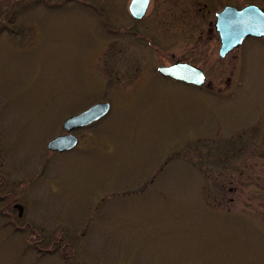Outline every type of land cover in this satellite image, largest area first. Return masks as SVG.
<instances>
[{
  "label": "rangeland",
  "instance_id": "rangeland-1",
  "mask_svg": "<svg viewBox=\"0 0 264 264\" xmlns=\"http://www.w3.org/2000/svg\"><path fill=\"white\" fill-rule=\"evenodd\" d=\"M79 1L41 0L23 12L25 38L0 37V125L24 169V218L36 231L0 224V264H67V250L70 264H264V40L232 52L230 85L216 94L139 68L142 86L106 96L112 111L88 146L51 152L66 117L105 97L95 71L124 82L119 46L97 50L110 35L97 17L108 13ZM126 5L118 9L129 23ZM128 29L119 34L131 52L146 57L149 39L154 63L174 53L160 27L137 37ZM178 46L174 58L186 51ZM209 55L197 62L211 79Z\"/></svg>",
  "mask_w": 264,
  "mask_h": 264
},
{
  "label": "flooded vegetation",
  "instance_id": "flooded-vegetation-1",
  "mask_svg": "<svg viewBox=\"0 0 264 264\" xmlns=\"http://www.w3.org/2000/svg\"><path fill=\"white\" fill-rule=\"evenodd\" d=\"M40 1L41 0H0V37L5 35V43L10 44L13 39L17 38L16 36H19V38L26 37L25 32L27 33V31L25 28L30 20L23 12L26 9L36 10V6L39 5ZM131 1L132 0H127L126 5L127 16L130 18L129 23L126 22L124 15L120 13L118 9L122 0H91L89 3H83L84 5L93 8H95V6H100L103 11L108 13L104 14L102 18L99 16L97 17L102 30L110 34L106 36L103 44H100L97 50L99 51V54H104L105 51H110L114 46H119V51H123L125 54V58L121 60L119 68V73L123 77L124 82L112 83L108 80L106 75L102 74L100 68L95 71L94 76H96L102 84L104 81V87L108 88L103 92V96L105 97L92 101L91 105L82 108L79 111L73 112L66 117L63 122L64 133H59L51 138L47 143V147L52 139L63 135L76 136L78 141L71 149L65 151H53L50 149L51 152H72L79 145H81L86 134L93 132L94 129L111 113L113 102L108 100V97L106 96L111 94V96H113V101H115V99H118L119 97L131 96L132 93L142 86V81L146 72L140 71L137 73L136 71L139 70V68H145L147 70V67L154 66L156 71L162 77L194 88L195 90L202 92L204 95L216 94L218 91H221L223 87L227 88L230 85L231 80V77L229 76L231 74L230 61L234 58V55L231 56V54L236 48L228 52L224 57L220 55L221 38L223 37L222 29L228 26V20L231 18L230 16H226V18L222 20L221 15L228 8L240 11L250 5L258 7L259 10L264 13V0H150L145 15L142 18H137L131 12ZM76 2L80 1L76 0ZM97 18H94L95 22H97ZM142 22H144L146 26L145 24L138 26V24ZM30 25L31 22L29 26ZM126 27H129L126 33L130 31L129 33L134 37H137L138 32L148 33L152 28L160 27L162 29L161 32H163L164 35L169 36H163L162 38L166 39L170 46H174V53L167 54L166 56L161 53L156 54L159 57L157 62L154 63L149 59V57H147L150 53L154 54V51L150 48L151 41L141 36L140 38L145 39L144 42L146 43L144 44L146 46V49L144 50L146 57H142V55L138 52H131V44L134 42L130 41L129 38L126 39V36H120L119 34L120 29H126ZM137 27L139 30L134 29ZM257 38L264 40V36ZM178 45H180L183 50L186 49V51L181 52L183 53V56L174 58L173 56L179 48ZM204 45L206 47L202 50V46ZM127 48L129 50L128 58H126ZM202 52L206 55L210 54L209 57L213 60L215 72L213 74V78L211 79H209L207 71H204L197 62V58L202 55ZM216 54H218L219 58H221L219 63L218 58H216ZM169 56L173 58L169 59ZM229 56L230 58L228 59ZM93 63H99V59ZM143 63L145 65L141 66ZM177 63H188L193 67L201 69L205 74V82L202 85L187 83L183 80H177L170 76H166L159 70L160 67H167ZM127 72L131 73L129 78H125ZM98 103L110 104V108L105 115L90 123L84 125H74L70 130L65 129L64 123L68 118L81 114ZM19 134L20 133L17 132V135ZM92 134H95V132ZM8 139L9 137L6 134L4 125L1 124L0 224L4 227L3 230L8 229L12 233H18L24 236L26 231H31L32 233H35L36 231L35 228H33L32 225L24 218V213L26 211L23 202L25 173L20 164H17L13 159H10V152L8 149L10 143H8ZM94 140L96 141L97 137L94 138ZM244 144L254 146L258 144V141L255 142L249 140V142L247 141ZM82 146H88V144L84 143ZM21 207L23 210L22 214L20 213ZM38 241L42 242V240H35V242ZM66 241L64 243L65 246L70 247L69 242ZM53 245L62 246L58 240H56ZM54 247L52 248L53 250ZM35 249L37 248L35 247ZM67 251L65 252V258L67 264H70Z\"/></svg>",
  "mask_w": 264,
  "mask_h": 264
},
{
  "label": "water",
  "instance_id": "water-1",
  "mask_svg": "<svg viewBox=\"0 0 264 264\" xmlns=\"http://www.w3.org/2000/svg\"><path fill=\"white\" fill-rule=\"evenodd\" d=\"M149 1L150 0H132L130 4L132 14L137 18H142L146 13ZM226 16H230L231 18L228 20V26L222 29L223 37L221 38L220 49V55L222 57L231 50L237 48L246 38L264 36V13L261 12L258 7L250 5L240 11L228 8L221 15L222 20H224ZM159 70L166 76H170L177 80H183L187 83L202 85L205 82L204 72L188 63H177L167 67H160ZM109 108V103L95 104L83 113L68 118L64 123V127L70 130L74 125L90 123L105 115ZM77 141V137L73 135L58 136L49 142L48 147L53 151H65L74 147ZM22 211L21 207V214Z\"/></svg>",
  "mask_w": 264,
  "mask_h": 264
}]
</instances>
